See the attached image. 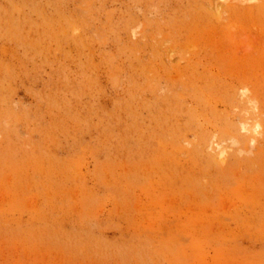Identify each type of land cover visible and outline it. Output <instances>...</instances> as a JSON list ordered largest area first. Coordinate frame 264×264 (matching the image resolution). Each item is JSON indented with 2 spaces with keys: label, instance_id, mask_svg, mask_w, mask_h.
I'll use <instances>...</instances> for the list:
<instances>
[{
  "label": "rangeland",
  "instance_id": "1",
  "mask_svg": "<svg viewBox=\"0 0 264 264\" xmlns=\"http://www.w3.org/2000/svg\"><path fill=\"white\" fill-rule=\"evenodd\" d=\"M221 1L0 0V264H264V0Z\"/></svg>",
  "mask_w": 264,
  "mask_h": 264
},
{
  "label": "bare ground",
  "instance_id": "2",
  "mask_svg": "<svg viewBox=\"0 0 264 264\" xmlns=\"http://www.w3.org/2000/svg\"><path fill=\"white\" fill-rule=\"evenodd\" d=\"M224 1V0H223ZM223 1H221V2H223ZM224 4V3H223ZM216 5L219 7V5H222L221 3H216ZM216 6V7H217ZM217 10H218V8H217ZM217 13V12H216ZM246 94V92L243 90L242 91V94H240L241 96H244ZM254 129H256V128H254ZM259 130V129H258ZM256 135V134H255ZM233 142V141H232ZM255 142V141H254ZM234 143V142H233ZM238 143V142H237ZM249 143V142H248ZM229 147V146H228ZM223 149V148H222ZM248 149V148H247ZM213 151H214V149H213ZM219 151V150H218ZM218 151H216V152H218ZM220 156L223 154V152L222 151H220L219 153H218ZM215 155H216V153H215ZM221 157H223V156H221ZM224 158V157H223ZM219 159V158H218ZM221 159V158H220ZM217 160V159H216Z\"/></svg>",
  "mask_w": 264,
  "mask_h": 264
}]
</instances>
